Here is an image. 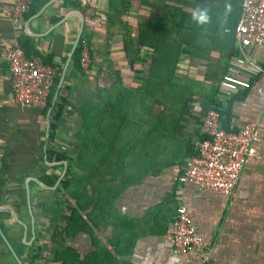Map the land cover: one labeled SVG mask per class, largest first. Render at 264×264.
Listing matches in <instances>:
<instances>
[{
  "label": "crops",
  "instance_id": "1",
  "mask_svg": "<svg viewBox=\"0 0 264 264\" xmlns=\"http://www.w3.org/2000/svg\"><path fill=\"white\" fill-rule=\"evenodd\" d=\"M3 5L0 0V264H201L199 257L210 264H264V45L235 48L236 57L228 61V66L239 67L250 87L239 88L229 98L217 93L214 97L223 128L259 122L256 155L245 166L231 198L178 182L185 160L193 152L201 117L212 109L206 104L204 108L198 99L187 104L171 130L172 140L163 156L151 165L153 172L117 197L114 206L119 221L115 228L100 224L92 227V234L67 238L65 226L74 202L65 200L60 186L66 163L46 159V149L53 158L62 154L74 157L66 152L67 141L75 140L77 149L88 119L108 98L121 91L123 97L118 101L126 103L123 90L142 84L148 67L142 61L131 67L123 45L124 63L115 66L116 70L109 68L114 81L105 87L88 82L90 76L73 61L81 37L89 42L91 51L98 42L122 44L118 28L108 31L111 8L126 10L120 22L132 28L136 42L139 27L142 30L145 24L159 22L172 7L194 16L197 26L224 22V31H233L240 17V0H30L28 12L17 22L1 14ZM206 9L211 18L202 22L199 19ZM216 29L220 32L218 26ZM14 40L27 54L49 63L55 57L62 59L64 72L46 109L21 108L13 102L4 49ZM140 53V60L148 61L150 52L140 48ZM191 57L181 55V65L198 69L192 66ZM222 58L223 54L211 52L210 60H204L198 70L202 75L198 80L204 81L209 65ZM129 74L130 78L125 77ZM189 104L201 111L198 119L191 116ZM52 175L59 178L53 186L46 185L42 178ZM180 205L192 213L203 238L200 256L174 254L165 239Z\"/></svg>",
  "mask_w": 264,
  "mask_h": 264
},
{
  "label": "trees",
  "instance_id": "2",
  "mask_svg": "<svg viewBox=\"0 0 264 264\" xmlns=\"http://www.w3.org/2000/svg\"><path fill=\"white\" fill-rule=\"evenodd\" d=\"M125 13L126 10L117 7L109 10L108 31L113 33L115 28L119 29L123 36V49L130 62L142 61L140 48L150 52L141 86L123 90L127 94L126 103L118 101L123 97L119 91L118 95L108 98L94 117L88 116V136L78 139L74 157L62 154L53 158V153L46 149L48 162L66 163L60 186L65 200L74 202L65 226L67 238L78 233L92 234V227L100 224L116 227L119 221L114 206L117 197L153 172L151 168L154 166L151 165L163 156L164 142L172 136L171 130L179 123L192 96L203 93L206 106L219 111L214 101L217 86L214 88L204 81L197 82L176 74L181 55L209 61L211 52L223 54L214 66L209 65L205 79L221 77L226 72L228 61L236 57L233 35L225 33L227 27H224V22L215 23L213 27L200 23L197 26L194 16L172 7L159 22L145 24L142 30L139 27L134 42L132 28L120 22ZM203 16L206 21L211 18L207 9ZM82 40L86 38H80L73 55L79 69ZM58 81L59 76L50 101ZM91 111L92 107H89L88 113ZM58 178V175H52L42 178V181L53 186Z\"/></svg>",
  "mask_w": 264,
  "mask_h": 264
},
{
  "label": "built area",
  "instance_id": "3",
  "mask_svg": "<svg viewBox=\"0 0 264 264\" xmlns=\"http://www.w3.org/2000/svg\"><path fill=\"white\" fill-rule=\"evenodd\" d=\"M30 0H4L1 14L17 22L28 12ZM235 48L243 50L264 45V0H240V17L233 31ZM4 57L11 77L13 102L21 108L46 109L56 78L64 72L62 59L55 57L46 63L40 56L27 55L14 40L4 49ZM91 49L86 40L81 42L79 65L90 74ZM250 84L239 67L229 65L217 85V95L229 98L239 88ZM221 114L207 109L201 119L198 137L192 154L185 160L178 182L201 192H215L231 198L238 187L243 170L255 157L259 122L252 120L237 129L221 126ZM174 254L200 256L203 238L194 223L192 213L184 205L176 208L165 234ZM201 264H210L199 257Z\"/></svg>",
  "mask_w": 264,
  "mask_h": 264
},
{
  "label": "rangeland",
  "instance_id": "4",
  "mask_svg": "<svg viewBox=\"0 0 264 264\" xmlns=\"http://www.w3.org/2000/svg\"><path fill=\"white\" fill-rule=\"evenodd\" d=\"M103 46H108V47H104ZM122 44L120 43H113V44H105L104 43H101L98 42L94 45V49L92 50V53H91V69H90V74L88 76H90L88 78V82H91L94 86L97 85V84H102L104 87L105 85H107L108 83H111L114 81V76H113V73L110 72L109 68L110 67H113V69H115L116 67L115 66H119V65H122L124 63V59L123 58V55L121 54V51H122ZM103 48V49H102ZM106 50V51H104ZM112 56V57H111ZM202 60V61H201ZM128 61H130L128 59ZM181 58L179 60V63H178V66H177V70H176V74L179 76V77H184V78H189L190 80H195L197 82H200L198 80V78H200L201 73L198 72V70L200 71L202 68V64H204V60L203 59H200L198 60L197 58L195 57H191L190 58V61H194L192 63V66H194V68H198V69H195V70H190V68L186 69L185 66H182L181 63H180ZM135 62V61H134ZM134 62H130L131 64V67L133 66ZM142 62L144 63V65H147L146 67H148V61L147 60H142ZM198 64H197V63ZM111 64V65H110ZM198 65H200L198 67ZM92 68H93V73L91 75V71H92ZM116 70V69H115ZM185 75V76H184ZM205 74L203 76V80L205 82H207L208 84L212 85L214 88L216 86V79L218 80V78H209V79H205ZM125 77H129L130 78V74L129 76H125ZM91 79V80H90ZM202 82V81H201ZM129 84V81L128 80H125V85H128ZM104 92V91H102ZM106 94V93H105ZM203 94V93H202ZM200 95V96H192L189 100H188V103L190 102H196L197 99L198 101L200 102V105H202L204 108H206L205 105V95ZM187 103V104H188ZM190 108L192 107L193 109L190 110V114L191 116L195 119V118H199L197 117L199 114H202L201 111H196L195 107L196 105L193 104H189L188 105ZM202 118V117H201ZM200 118V119H201ZM86 127H88V122L86 123ZM84 137H87L88 134H87V131L85 130V132L82 134ZM170 140H172L171 137H167V141L164 142V145L165 147L168 146L170 144ZM75 140H71L70 143L67 141V144L65 146H67L66 148L67 149V153H70V155H75V152H76V149H75Z\"/></svg>",
  "mask_w": 264,
  "mask_h": 264
},
{
  "label": "clouds",
  "instance_id": "5",
  "mask_svg": "<svg viewBox=\"0 0 264 264\" xmlns=\"http://www.w3.org/2000/svg\"><path fill=\"white\" fill-rule=\"evenodd\" d=\"M200 19L203 22L206 19V17L205 16H201Z\"/></svg>",
  "mask_w": 264,
  "mask_h": 264
}]
</instances>
